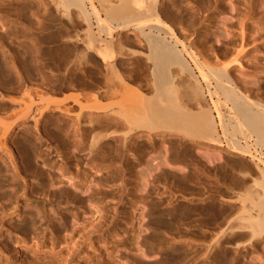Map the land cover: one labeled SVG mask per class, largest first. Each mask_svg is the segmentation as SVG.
<instances>
[{
	"label": "bare ground",
	"instance_id": "bare-ground-1",
	"mask_svg": "<svg viewBox=\"0 0 264 264\" xmlns=\"http://www.w3.org/2000/svg\"><path fill=\"white\" fill-rule=\"evenodd\" d=\"M50 1L58 25L47 37L38 34L19 43L21 68L12 53L1 51L0 160L18 171L20 159L49 153L41 144L45 133L56 141L58 155L68 153L76 166L80 158L75 153L84 152L91 163L101 164L104 198L103 185L113 182L149 194L156 184L168 183L170 174L163 167L184 160L185 150L192 148L204 162H185L175 169L181 174L172 178L180 192L177 209H161L162 193L156 192L157 201L148 199L146 224L152 233L142 243L148 249L163 246L158 264H264V79L247 83L234 73L258 74L246 58L251 47L258 48L257 40L264 41V24L251 39L244 19L235 29L227 26V33L216 31L214 36L226 40L225 50L216 51L212 44L205 47L211 17H204L208 22L200 36L194 25L197 4L205 0H192L187 8L182 0ZM259 7L262 13L264 2ZM185 20L189 32L181 29ZM49 59L70 73L66 84L45 73ZM65 87L76 91L64 93ZM98 95L117 99L101 104ZM37 103L42 106L35 114ZM72 125L76 128L69 132ZM229 154L238 158L231 160ZM84 176L71 185H79ZM53 180L63 182L60 174ZM186 190L206 195L198 202L185 200ZM135 201L133 195L130 203ZM172 201L178 202L176 197L168 199ZM17 207L16 199L13 208L19 211ZM129 218V228L122 229L125 237L110 240L113 248L91 260L82 256L76 264H120L113 250L131 246L135 228ZM184 221L197 226V241L182 246L183 240L160 237ZM61 262L69 264L67 257Z\"/></svg>",
	"mask_w": 264,
	"mask_h": 264
},
{
	"label": "rangeland",
	"instance_id": "rangeland-1",
	"mask_svg": "<svg viewBox=\"0 0 264 264\" xmlns=\"http://www.w3.org/2000/svg\"><path fill=\"white\" fill-rule=\"evenodd\" d=\"M4 1L6 4L0 3V56H2V50L8 54L12 53L15 63L21 68V62L16 55L19 43L38 34L47 37L49 30L56 27L59 20L55 16L54 5L50 0ZM261 2L264 0H205L204 3H198L199 10L196 11L198 18L194 23L197 35L203 34L208 22L204 20V17L208 15L211 17V26L206 35L205 47L207 49L212 44L213 48L217 49L216 51L225 50L226 40L220 36H214V33L216 31L227 33L226 28L229 25H233L235 29L241 19L245 20L250 39L253 38L257 35L256 28L264 24V11L260 13L261 8L259 7ZM189 3H192V0H182L185 8ZM182 8L184 7L182 6ZM73 14L72 12V17L75 19ZM180 25L184 31H191L189 30L191 26L187 25L186 20ZM255 43L258 48L251 47L252 49L247 54L246 64L250 67L256 66L258 74L234 71L247 83H251L255 78H260L261 81L264 79V41L257 40ZM252 57H255V63H252ZM8 58L11 59L10 56ZM49 61L50 71H45V73L50 74L54 79L58 77L59 82L66 84L70 80V73L64 68H56L50 59ZM7 62L9 63V61ZM72 76L76 77L74 73ZM35 80L39 81L37 78ZM33 91L38 92V89ZM75 91L74 88L65 87L63 92L72 93ZM16 94L20 97L22 90ZM56 95L61 96V93ZM88 95L82 97L81 100L89 98ZM98 96L101 104H108L117 99L105 95ZM41 106L42 103H37L33 113L36 114L37 109ZM88 113L97 115V117L104 115L94 111ZM88 113L82 120L86 119ZM48 117L49 115L42 117L40 122H44ZM108 117L110 116L108 115ZM71 121L74 122V119ZM75 128L76 125H72L69 132H73ZM41 142L42 147L50 148L49 153L42 152L41 155L35 153L29 160L20 159L17 163L18 171L9 166V163L4 164L0 160L2 166L0 174V264H62V257H67L69 264H76L82 256H86L89 260L101 257L102 249L113 248V243L110 240L114 241L125 237L122 229L129 228L130 223H127L130 221L129 216L132 219V226L135 228L132 244L130 247L117 245L113 250L118 256L120 264H132L131 260L133 259L137 264H158L163 255V246L155 244L151 249H148L142 243V237L152 233L151 228L146 224L149 219L147 215L150 206L148 199L157 201L158 194L156 192L162 193L160 197L161 209H177V203L181 202L180 192L179 189H176L175 180L172 178L174 175L181 174H178L175 169L181 167L185 162L192 161L191 163L199 164L201 161L203 163V159L201 158V160L198 155L193 153L192 148L190 150L187 148L185 161L183 159L170 160L169 164H173L167 165L169 169L167 166L163 167L166 174H170L168 183H164L165 185L158 183L149 190V194L145 195L143 192L133 193L129 185L126 187L120 182H113L110 185H103L106 196L101 198V164L91 163L90 155L84 152L75 153L80 158L78 166H76L75 161L68 157V153L58 155L55 151L57 143L52 136L44 133ZM171 144L173 145V143ZM183 152L181 151L180 156H184ZM230 155L232 154L226 156L231 160L238 158L234 155L230 158ZM192 157H196V159ZM171 166H174L173 170L170 169ZM189 166L191 165L189 164ZM206 167L211 169L210 174L214 172L211 166ZM82 173H85L82 182L79 185H71V182L75 183ZM56 174L61 175L63 182H53V176ZM193 190L195 191V189ZM183 192L185 200L192 199L197 202L196 198H203L206 195L204 192L203 195L200 194L202 196L198 197L197 194L191 195L188 190ZM133 195L136 201L132 205L130 201ZM173 197H176L178 202L168 203V199L173 200ZM16 199L19 211L13 208ZM197 231V226L193 222L184 221L177 224L169 235L160 233V237L173 236L175 239L183 240L180 245L184 246L185 243L189 245L191 241H197L195 235ZM113 235L116 237L113 238ZM262 244L263 242L258 244L259 251ZM30 245L33 246L32 249L27 247ZM36 247L40 250L33 252ZM49 250L57 252L49 253ZM173 264H185V261Z\"/></svg>",
	"mask_w": 264,
	"mask_h": 264
},
{
	"label": "flooded vegetation",
	"instance_id": "flooded-vegetation-1",
	"mask_svg": "<svg viewBox=\"0 0 264 264\" xmlns=\"http://www.w3.org/2000/svg\"><path fill=\"white\" fill-rule=\"evenodd\" d=\"M102 121V120H101ZM71 122H73V121H71ZM74 122H75V120H74ZM103 122V121H102ZM109 122V121H108Z\"/></svg>",
	"mask_w": 264,
	"mask_h": 264
}]
</instances>
